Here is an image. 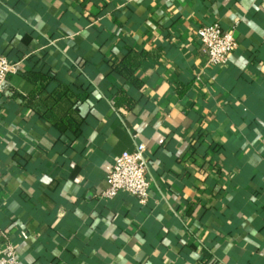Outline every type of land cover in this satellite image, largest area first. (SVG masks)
<instances>
[{"label": "crops", "instance_id": "obj_1", "mask_svg": "<svg viewBox=\"0 0 264 264\" xmlns=\"http://www.w3.org/2000/svg\"><path fill=\"white\" fill-rule=\"evenodd\" d=\"M214 24L239 43L224 67L197 37ZM0 56L19 65L0 99V248L20 264H264L263 0H0ZM36 71L53 82L34 102ZM61 85L79 134L55 125ZM139 143L149 202L102 198Z\"/></svg>", "mask_w": 264, "mask_h": 264}, {"label": "built area", "instance_id": "obj_2", "mask_svg": "<svg viewBox=\"0 0 264 264\" xmlns=\"http://www.w3.org/2000/svg\"><path fill=\"white\" fill-rule=\"evenodd\" d=\"M197 37L203 55L207 57L209 64L217 67L227 66L239 46L233 32L224 30L219 24L200 28ZM18 72V64L0 56V99L10 76ZM149 166L145 144L139 143L133 152H124L116 158L112 171L107 176V188L102 193V198L111 200L125 193L134 197L139 205L145 206L151 195ZM0 264H20L17 249L9 240L0 248Z\"/></svg>", "mask_w": 264, "mask_h": 264}, {"label": "trees", "instance_id": "obj_3", "mask_svg": "<svg viewBox=\"0 0 264 264\" xmlns=\"http://www.w3.org/2000/svg\"><path fill=\"white\" fill-rule=\"evenodd\" d=\"M131 54L132 51H129ZM126 63V61H125ZM136 66L135 65H125L123 66V69L130 71V68ZM27 78L36 85V89L34 92L30 95L28 98L30 101L37 100L40 95L46 91L48 86L53 82V78L49 73H43V72H31L27 75ZM71 90H69L68 87H65L64 85H61L60 88H58L57 91H54L53 93H50L49 98L53 101L52 107L55 106V104L63 105L61 108H63L62 112H60L59 115V121L55 123L57 128L61 130L62 132H65L66 130H73L76 134H79L82 130L81 125L79 122H77L74 119H71L69 115H66V112L70 111L74 106L76 101H78L77 97H74L73 94L70 93Z\"/></svg>", "mask_w": 264, "mask_h": 264}]
</instances>
